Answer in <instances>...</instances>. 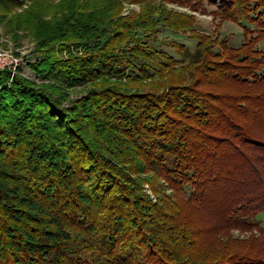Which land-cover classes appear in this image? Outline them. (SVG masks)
<instances>
[{
  "label": "trees",
  "instance_id": "16d2710c",
  "mask_svg": "<svg viewBox=\"0 0 264 264\" xmlns=\"http://www.w3.org/2000/svg\"><path fill=\"white\" fill-rule=\"evenodd\" d=\"M124 2L142 1L73 2L48 23L50 1L30 0L28 65L55 83L0 69V264H264V0L215 13L260 28L238 46Z\"/></svg>",
  "mask_w": 264,
  "mask_h": 264
},
{
  "label": "rangeland",
  "instance_id": "374dc122",
  "mask_svg": "<svg viewBox=\"0 0 264 264\" xmlns=\"http://www.w3.org/2000/svg\"><path fill=\"white\" fill-rule=\"evenodd\" d=\"M20 5L17 7H6L0 6V16H4L3 21L0 23V51H4L9 55L12 54L17 58V63L12 69L3 68L1 70H7L10 75V79L15 74H19L27 79L35 81L38 84L44 83H55L53 79H41L37 74L30 68L28 63H33L39 61L41 58L42 48H36L39 41L36 39V29L39 28L36 21L33 22V15H29L28 7L30 5V0H19ZM52 7L47 8V14L45 15L48 23H56L60 20L62 13L60 11L55 12L56 8L58 10L66 5H71L73 2L80 3L82 0H49ZM139 3H126L123 4L124 15H132L140 13L142 7L145 5L154 4L162 1L170 11H176L181 13H186L193 18L194 30L191 32L205 33L214 37L216 35L219 38L227 39L230 46H238L244 40L243 27L246 26L250 29H260L254 26L252 23L246 21L241 22V24H236L230 22L229 20L222 21L218 18V12H222L225 8L226 0H141ZM76 3V4H77ZM40 5V3H38ZM42 13V12H41ZM61 13V14H60ZM27 23L30 24L31 28L25 29ZM220 23V24H219ZM220 25V26H219ZM217 26L219 28L216 30ZM34 27V28H33ZM160 38L167 37L168 39H173L181 44H184L189 49L194 50L196 48V40L187 34H174L171 31L164 30L159 36ZM44 44V42H41ZM52 49L56 54L61 57H66L70 49H74L72 45L66 46L58 44V42L50 43ZM40 46H42L40 44ZM48 46V44H47ZM258 48L264 50V40L258 43ZM218 48L215 47L214 51ZM167 50L173 54L175 57L178 56L175 52L169 48ZM90 84L84 86H75L67 89L65 95H68V100L76 99L82 96L89 87ZM146 192L151 198L153 195L149 193L148 185L144 184ZM185 195V194H184ZM253 220L259 222L260 226L264 228V212L257 213ZM236 235L238 233L236 232ZM242 237L247 234H240ZM239 235V236H240Z\"/></svg>",
  "mask_w": 264,
  "mask_h": 264
},
{
  "label": "built area",
  "instance_id": "2783aa9c",
  "mask_svg": "<svg viewBox=\"0 0 264 264\" xmlns=\"http://www.w3.org/2000/svg\"><path fill=\"white\" fill-rule=\"evenodd\" d=\"M17 63V58L12 54L0 51V68L12 69Z\"/></svg>",
  "mask_w": 264,
  "mask_h": 264
}]
</instances>
